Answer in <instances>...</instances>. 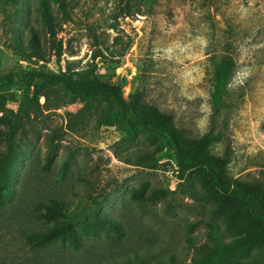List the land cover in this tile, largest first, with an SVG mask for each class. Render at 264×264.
I'll return each mask as SVG.
<instances>
[{
  "label": "rangeland",
  "instance_id": "1",
  "mask_svg": "<svg viewBox=\"0 0 264 264\" xmlns=\"http://www.w3.org/2000/svg\"><path fill=\"white\" fill-rule=\"evenodd\" d=\"M37 1L0 0L1 70L29 64L83 80L95 66L122 83L124 95L136 85L144 89L190 137L201 135L209 123L207 52L217 56L230 41L234 71L215 117L222 139L211 149L218 154L227 149L228 176L264 183V0H216L211 6L205 0H141L127 9L124 0H65V19L49 0L59 21L58 55L55 46L49 48ZM31 35L43 61H23L12 50L11 38L25 47ZM96 47L103 56L92 59ZM49 89L46 98L38 96L14 138L21 151L13 165L15 195L24 201L62 198L75 227L97 209L120 224L122 235L100 231L82 236L76 247L55 241L33 251L16 232L25 220L20 218L9 227L0 225V257L31 264H204L213 246L207 223L223 240L227 233L219 217H210L213 203L181 190L171 153L139 130L98 125L101 106L84 111L60 88ZM22 104L21 86L14 84L6 110L20 113ZM142 185L169 192L152 201L132 199L130 191ZM184 185L203 193L195 173L187 174Z\"/></svg>",
  "mask_w": 264,
  "mask_h": 264
},
{
  "label": "trees",
  "instance_id": "2",
  "mask_svg": "<svg viewBox=\"0 0 264 264\" xmlns=\"http://www.w3.org/2000/svg\"><path fill=\"white\" fill-rule=\"evenodd\" d=\"M4 2L8 0H3ZM17 2V0H11ZM65 19L66 1L52 0ZM141 0H124L125 8L131 3ZM208 5L216 0H205ZM37 10L43 25L49 48L54 47L56 54L60 51V41L55 40L59 21L53 15L49 0H38ZM6 18H9L6 16ZM12 50L23 61L32 57L44 60V55L34 35H31L23 47L15 38H11ZM27 48V49H26ZM225 49L219 55L214 51L207 52L212 60L209 74L208 106L209 123L207 129L198 137H190L178 129L169 112L161 110L146 98L144 89L137 85L125 96L122 83L112 80L104 72L92 68L90 75L83 79H75L71 73L53 72L42 66L12 65L6 70L0 69V225L2 228L16 224L22 220L16 232L23 243L36 251L47 244L58 241L76 247L82 236L97 234L100 231H111L117 238L122 235L120 224L94 209L75 227L70 219L71 210L60 197H50L46 201H26L15 195L12 187L13 165L21 156L15 142V135L23 129L24 117L29 110L38 105L37 98L47 94L46 89L58 87L65 94L73 97L80 109L89 106H101V114L97 117L98 125H111L124 131L139 130L150 140H158L162 148L167 149L175 164V174L181 183L183 192H190L198 200L213 203L210 217H219L223 222L227 238L224 240L216 231L213 223L208 222V233L213 246L205 253L204 264H264V183L261 180H242L228 176L225 169L229 163L227 149L220 154L211 147L222 139V133L215 130V117L225 104L227 84L234 71V58L231 54V42L226 41ZM98 47L91 54L92 59L102 57ZM17 84L22 89L23 106L19 111L6 110L8 91ZM50 90V89H49ZM30 94V95H29ZM48 159V158H47ZM127 162V159H124ZM199 176L202 189L200 195L189 191L185 184L188 173ZM168 189L153 188L147 191L142 185L130 191L132 199L152 201L164 196ZM31 203V207L29 204ZM24 204L26 206H24ZM42 226V227H41ZM257 250L252 254L251 248ZM245 254L241 261L234 256ZM263 257V258H260ZM0 264H31L29 261L11 262L0 257ZM120 264H133L123 260ZM154 264H163L157 260Z\"/></svg>",
  "mask_w": 264,
  "mask_h": 264
},
{
  "label": "built area",
  "instance_id": "3",
  "mask_svg": "<svg viewBox=\"0 0 264 264\" xmlns=\"http://www.w3.org/2000/svg\"><path fill=\"white\" fill-rule=\"evenodd\" d=\"M125 96V95H124Z\"/></svg>",
  "mask_w": 264,
  "mask_h": 264
}]
</instances>
